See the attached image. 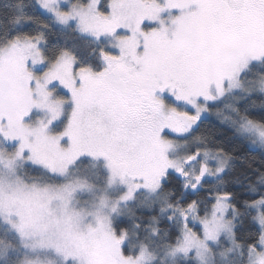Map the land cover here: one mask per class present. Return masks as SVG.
Returning <instances> with one entry per match:
<instances>
[{
  "label": "snow or ice",
  "instance_id": "1",
  "mask_svg": "<svg viewBox=\"0 0 264 264\" xmlns=\"http://www.w3.org/2000/svg\"><path fill=\"white\" fill-rule=\"evenodd\" d=\"M0 264H264V0H0Z\"/></svg>",
  "mask_w": 264,
  "mask_h": 264
},
{
  "label": "trees",
  "instance_id": "2",
  "mask_svg": "<svg viewBox=\"0 0 264 264\" xmlns=\"http://www.w3.org/2000/svg\"><path fill=\"white\" fill-rule=\"evenodd\" d=\"M233 147L236 149V151L242 152V148H243L242 145H234ZM242 154H246L250 159H254L257 163H259L260 161V156L258 152H246V153L242 152Z\"/></svg>",
  "mask_w": 264,
  "mask_h": 264
}]
</instances>
